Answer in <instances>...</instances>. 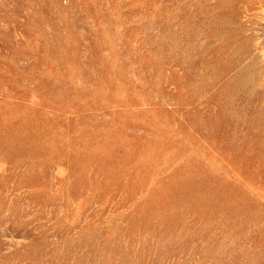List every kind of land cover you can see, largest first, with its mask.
<instances>
[{
	"label": "rangeland",
	"instance_id": "374dc122",
	"mask_svg": "<svg viewBox=\"0 0 264 264\" xmlns=\"http://www.w3.org/2000/svg\"><path fill=\"white\" fill-rule=\"evenodd\" d=\"M0 264H264V0H0Z\"/></svg>",
	"mask_w": 264,
	"mask_h": 264
}]
</instances>
